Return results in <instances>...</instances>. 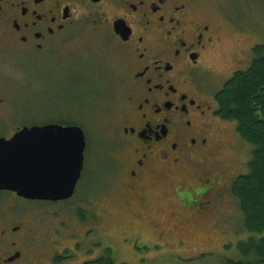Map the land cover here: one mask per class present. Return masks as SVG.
<instances>
[{
    "label": "flooded vegetation",
    "instance_id": "flooded-vegetation-1",
    "mask_svg": "<svg viewBox=\"0 0 264 264\" xmlns=\"http://www.w3.org/2000/svg\"><path fill=\"white\" fill-rule=\"evenodd\" d=\"M88 29L109 42L117 57L121 98L114 109L117 118L108 126L99 125L112 131L110 141L93 149L80 126L86 138L85 156L93 149L96 173L107 181L96 192L101 202L88 209L86 220L92 232L106 235L104 226L113 215L105 207L108 201L101 199L117 184L123 197L115 207L125 214L124 220L131 226L148 225L157 241H164L150 211L155 188L165 189L173 210L191 221L210 216L231 171L224 162L213 165L226 126L233 125L229 130L245 144L236 123L220 116L217 96L231 73L217 69L219 22L202 14L193 0H0V55L22 63L37 57L52 59L51 64L68 51V60L74 58L75 46ZM86 58L83 54L79 59L86 62ZM93 59L89 61L94 65L99 62L96 56ZM60 63L53 69L71 71L72 64ZM108 96L93 98V105L98 100L106 103ZM10 120L13 115L0 116V139L10 141L25 128L47 124ZM62 202L28 200L0 190V264H61L74 257L68 246L58 247L64 246L58 238L62 230L38 207ZM129 232L131 228L125 235ZM88 237L84 234L74 250Z\"/></svg>",
    "mask_w": 264,
    "mask_h": 264
},
{
    "label": "rangeland",
    "instance_id": "rangeland-1",
    "mask_svg": "<svg viewBox=\"0 0 264 264\" xmlns=\"http://www.w3.org/2000/svg\"><path fill=\"white\" fill-rule=\"evenodd\" d=\"M193 1L202 14L219 22L222 43L218 50L217 69L227 75L231 73L226 78L227 82L232 78L233 71H246L253 60V48L264 45V0ZM85 36L75 46L77 53L71 58L73 61L68 60L69 51L64 57L55 58L51 64L52 59L33 57L22 63L9 55H0V116L13 115L11 123L26 125L56 121L78 124L85 128L91 148L107 143L113 133L100 127L108 126L117 118L114 109L121 98L117 79L119 63L109 42L100 36L94 37L89 29ZM83 54L88 63L79 59ZM94 56L99 66L89 61L94 60ZM58 62L72 64L71 71L65 68L54 70L53 65ZM106 96V103H99L98 100L93 105V98ZM109 97L114 100L109 102ZM232 126L224 129L226 132L213 164L220 167L224 162L231 171L223 181L217 209L210 216L191 221L173 210L165 189L155 188L156 195L151 200L150 211L164 233V241H157L148 225L138 223L131 226L124 220L125 214L115 207L123 197L117 184H112L101 199L108 201L105 207L113 215L104 226L107 228L106 235L103 231L92 232L93 227L86 220L88 209L92 211L94 204L99 205L100 195L96 192L98 188L102 190L107 181L100 178L93 166L94 148L88 150L85 173L77 194L60 204L38 206L46 212L49 221L62 230L58 238L64 246L59 243L58 247L72 249L68 254L74 257L61 264L94 262L108 248L113 251L116 264H225L228 260H240L238 244L252 237L262 238L264 234L254 236L244 230L238 201L231 193V177L249 173L254 150L247 142L241 143L236 138L229 130ZM129 228L132 232L126 236L125 231ZM77 233L80 236L74 237ZM84 234L89 236L88 239L74 250L73 245L82 241ZM64 236L68 237L65 239Z\"/></svg>",
    "mask_w": 264,
    "mask_h": 264
},
{
    "label": "trees",
    "instance_id": "trees-1",
    "mask_svg": "<svg viewBox=\"0 0 264 264\" xmlns=\"http://www.w3.org/2000/svg\"><path fill=\"white\" fill-rule=\"evenodd\" d=\"M220 116L237 124L242 139L253 147L249 173L239 176L231 193L238 201L244 230L264 234V45L253 48V60L246 71L237 72L218 94ZM70 125V123H68ZM241 259L225 264H264V237L238 244ZM86 264H116L108 248L102 257Z\"/></svg>",
    "mask_w": 264,
    "mask_h": 264
},
{
    "label": "water",
    "instance_id": "water-1",
    "mask_svg": "<svg viewBox=\"0 0 264 264\" xmlns=\"http://www.w3.org/2000/svg\"><path fill=\"white\" fill-rule=\"evenodd\" d=\"M85 150L82 128L56 123L0 139V190L28 200L67 201L75 195Z\"/></svg>",
    "mask_w": 264,
    "mask_h": 264
}]
</instances>
